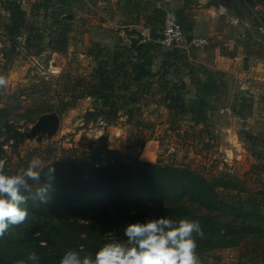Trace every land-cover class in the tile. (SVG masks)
<instances>
[{"label":"trees","instance_id":"1","mask_svg":"<svg viewBox=\"0 0 264 264\" xmlns=\"http://www.w3.org/2000/svg\"><path fill=\"white\" fill-rule=\"evenodd\" d=\"M80 1L37 0L29 16L22 0H0L8 12L4 15L0 11V32L9 42L10 51L23 50L34 56L47 50L67 53L74 25L67 12L71 11L72 3ZM227 1L221 0L227 8L233 4L235 7L243 3L264 4V0H230L233 4ZM131 4L127 0L125 9ZM189 5L190 0H185L177 15L184 30L193 35L192 22L185 17ZM136 6L139 12H145L146 25L153 30L162 25L166 6L152 0L143 6L137 2ZM42 11L45 15L50 11L53 17L46 29L36 19ZM86 53L95 61L91 79L79 84L82 88L78 95L60 101L61 111L75 107L80 98L93 97L101 106L86 113L87 121L103 118L112 122L110 114L118 115L123 110L131 122L136 112L142 115V98L148 92L160 94L159 102L170 113L176 117L189 116L195 126H206L210 113L216 109L217 93L223 87L217 72L191 62L187 51L164 48L156 35L147 41L132 38L130 45L114 48L93 42ZM157 61L160 62L156 69ZM181 68L188 70L187 76L195 87V96L190 99L181 93L187 86L179 75ZM170 73L177 77L173 83L167 78ZM1 112L6 109L0 108ZM66 151L70 154L62 160L51 163L49 156L42 159L46 164L41 170L40 185H51L50 198L46 203L38 198L28 200L27 220L22 225L11 226L0 238V264L27 261L33 251L40 257L38 264H58L69 250L78 251L81 256L94 254L108 232L114 230L121 239H126L123 229L127 224L162 216L176 220L187 217L200 222L205 233V238L198 241L202 264H209L207 251L242 242L248 243L250 258L241 257L232 264L264 263L263 198L234 204L222 196L219 187L223 184L218 179L210 180L190 167L142 161L133 152L107 147ZM48 167L55 169L51 178L47 175ZM223 178L231 179L229 174ZM35 192L33 187L30 195L34 197ZM81 213L86 219H70Z\"/></svg>","mask_w":264,"mask_h":264},{"label":"rangeland","instance_id":"2","mask_svg":"<svg viewBox=\"0 0 264 264\" xmlns=\"http://www.w3.org/2000/svg\"><path fill=\"white\" fill-rule=\"evenodd\" d=\"M35 1L22 0L29 16ZM99 1L81 0L71 4V11L67 13L74 25L65 54L50 50L37 56L23 50L11 52L9 42L0 32V75L8 79V87L0 89V108L6 109L0 113V159L6 160V170L14 173L22 164L27 166L34 156L41 159L49 156V162L53 163L66 158L70 154L68 149L85 152L91 147H107L133 152L142 161L190 167L210 180L218 179L223 184L219 187L222 196L234 204L245 203L251 198L264 200V4L243 3L235 7L228 0L227 3L233 4L228 8L230 14L240 20L232 23L226 14L219 12L220 5H224L221 0H190L185 17L190 19L196 15L204 29L227 31L225 34L235 36V40L243 41L245 46L243 50L239 48L241 61L233 64L232 70H215L223 87L217 93L216 109L210 113L207 125L202 127L195 126L189 116H174L159 102L161 95L150 92L142 98V115L136 112L131 122L127 121L123 110L118 115L110 114L112 122L103 118L87 121L86 113L101 106L93 97L80 98L75 107L60 110V101L78 95L82 88L79 84L91 79L95 61L87 55L86 49L93 43L92 38H102V29L98 27L104 18L102 12L112 19L116 10L128 11L123 10L127 0L101 5ZM131 1L129 9L136 10L137 2L143 6L149 0ZM184 4L185 0H180L176 13ZM0 11L8 14L1 5ZM36 19L44 29L53 21L50 11L47 15L42 11ZM109 32L108 29L106 33ZM130 33L131 40H140L139 27ZM225 39L226 36L224 42ZM200 50L192 49L189 54L198 57ZM179 73L187 84L181 93L188 99L194 97L195 87L192 78L187 76L188 70L181 68ZM173 74L167 76L171 83L177 78ZM52 112L60 118L57 129L34 130L41 117ZM225 174L231 179L223 178ZM47 197L50 198L49 193ZM195 207L199 209L198 205ZM149 211L146 209L147 214ZM85 216L81 213L70 219L84 220ZM122 240L126 239H121L114 230L101 238L103 244ZM248 246L242 242L209 250L206 261L232 264L241 257L248 259Z\"/></svg>","mask_w":264,"mask_h":264},{"label":"clouds","instance_id":"3","mask_svg":"<svg viewBox=\"0 0 264 264\" xmlns=\"http://www.w3.org/2000/svg\"><path fill=\"white\" fill-rule=\"evenodd\" d=\"M8 87V79L0 75V89ZM6 160L0 159V238L11 226H19L27 220L25 206L29 199L47 202L50 184L40 185L44 161L34 156L26 167L14 173L6 171ZM51 178L55 169L47 168ZM36 187L35 196L30 194ZM126 240L103 244L94 254L80 255L69 250L58 264H202L198 254V241L205 233L198 220L187 217L179 220L168 216L151 218L145 222L129 223L123 229ZM38 235V233H36ZM40 257L33 251L26 260L15 264H38Z\"/></svg>","mask_w":264,"mask_h":264},{"label":"crops","instance_id":"4","mask_svg":"<svg viewBox=\"0 0 264 264\" xmlns=\"http://www.w3.org/2000/svg\"><path fill=\"white\" fill-rule=\"evenodd\" d=\"M111 1L113 0H100L99 3L101 5L104 2L110 3ZM158 3L160 6H166V9L176 11V9L178 10L180 8V0H163ZM127 10V12L116 10V15L112 19L107 17L105 11H103L102 14L104 18L98 23V27L102 29V38H92L91 42H100L110 48L123 45L124 38L129 36L133 29H137L138 27L140 28L145 24L144 11L139 12L138 10ZM188 11L189 7L186 8V13H188ZM187 20L192 22L193 29L191 33L193 35H199L208 38V45L206 46L207 48H203V50L199 49L200 51L198 52V57L189 55L191 62H198L210 69L222 70L226 72L229 71L228 69L232 70L233 64L239 63L241 61L242 54L239 48L242 50L245 48L243 41L239 39L235 40V36H229V34H225L227 31L204 29L202 26L203 22L196 15ZM108 29L110 31L109 34L106 33ZM225 36L227 37V39H225L227 41L224 42L223 38Z\"/></svg>","mask_w":264,"mask_h":264},{"label":"built area","instance_id":"5","mask_svg":"<svg viewBox=\"0 0 264 264\" xmlns=\"http://www.w3.org/2000/svg\"><path fill=\"white\" fill-rule=\"evenodd\" d=\"M220 14H226L232 23H239L240 20L234 18L224 5H220ZM141 41L151 40L154 35L157 36V41L161 43L164 48L168 49H181L189 52L192 49H203L208 45V38L199 35L188 34L182 24L180 23L179 17L175 10L167 9L164 16L162 25L157 29L153 30L150 25H142L139 28V34ZM245 37V33L242 34ZM131 38L126 36L123 40V45H130ZM0 47L2 44L0 43Z\"/></svg>","mask_w":264,"mask_h":264},{"label":"water","instance_id":"6","mask_svg":"<svg viewBox=\"0 0 264 264\" xmlns=\"http://www.w3.org/2000/svg\"><path fill=\"white\" fill-rule=\"evenodd\" d=\"M60 118L56 112L45 114L41 117L40 121L36 123L34 130L43 128L45 131L57 129Z\"/></svg>","mask_w":264,"mask_h":264}]
</instances>
